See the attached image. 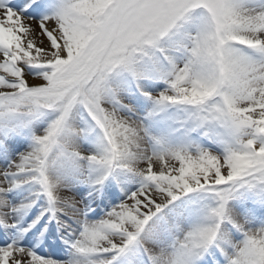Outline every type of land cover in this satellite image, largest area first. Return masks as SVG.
I'll list each match as a JSON object with an SVG mask.
<instances>
[{"label":"snow or ice","instance_id":"obj_1","mask_svg":"<svg viewBox=\"0 0 264 264\" xmlns=\"http://www.w3.org/2000/svg\"><path fill=\"white\" fill-rule=\"evenodd\" d=\"M0 264H264V0H0Z\"/></svg>","mask_w":264,"mask_h":264}]
</instances>
